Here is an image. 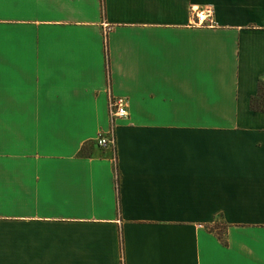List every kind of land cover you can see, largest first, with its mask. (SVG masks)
<instances>
[{
    "label": "crops",
    "instance_id": "0c3cea01",
    "mask_svg": "<svg viewBox=\"0 0 264 264\" xmlns=\"http://www.w3.org/2000/svg\"><path fill=\"white\" fill-rule=\"evenodd\" d=\"M261 78L264 0H0V264H264Z\"/></svg>",
    "mask_w": 264,
    "mask_h": 264
},
{
    "label": "built area",
    "instance_id": "2783aa9c",
    "mask_svg": "<svg viewBox=\"0 0 264 264\" xmlns=\"http://www.w3.org/2000/svg\"><path fill=\"white\" fill-rule=\"evenodd\" d=\"M216 24L213 11L210 8L202 10L195 9V25L199 26H213ZM127 99L122 95H112L109 98L108 114L114 124L118 118L126 117L127 112ZM113 124L111 125L113 128ZM115 142L114 134L112 131L103 132L99 131L96 143L103 148L112 146Z\"/></svg>",
    "mask_w": 264,
    "mask_h": 264
},
{
    "label": "trees",
    "instance_id": "16d2710c",
    "mask_svg": "<svg viewBox=\"0 0 264 264\" xmlns=\"http://www.w3.org/2000/svg\"><path fill=\"white\" fill-rule=\"evenodd\" d=\"M106 63L108 68V59L106 54ZM250 107L254 110H261L264 111V79L259 80L258 84V93L255 96H251L250 98ZM210 231H213L217 234V236L220 238V240L227 244V240L225 238V231H226V225L221 224V222H215V225L210 227Z\"/></svg>",
    "mask_w": 264,
    "mask_h": 264
}]
</instances>
